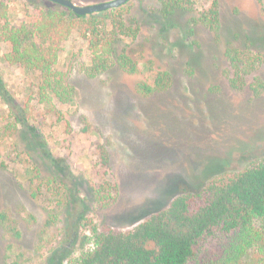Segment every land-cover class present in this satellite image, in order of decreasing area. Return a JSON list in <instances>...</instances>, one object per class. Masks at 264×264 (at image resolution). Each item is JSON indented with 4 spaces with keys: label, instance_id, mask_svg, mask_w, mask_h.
Returning <instances> with one entry per match:
<instances>
[{
    "label": "rangeland",
    "instance_id": "1",
    "mask_svg": "<svg viewBox=\"0 0 264 264\" xmlns=\"http://www.w3.org/2000/svg\"><path fill=\"white\" fill-rule=\"evenodd\" d=\"M72 1L88 5L109 0ZM29 2L9 1L11 25L29 22L33 15ZM213 2L220 22L218 35L194 23ZM160 6V0H131L117 8L125 23L138 26L134 40L122 37L116 46L139 62L137 72L128 74L114 66L88 76L87 42L73 34L62 45L56 63L75 90L72 101L66 105L54 101L53 111L43 105L34 111L51 156L65 159L78 182L82 202L71 214L82 209L99 228L130 230L166 208L183 190H199L212 179L264 157V94L254 97L248 88L231 90L223 57L228 44L240 47L247 36L264 59V0H196L192 12L169 19L161 17ZM6 49L0 41V77L23 103L28 85L37 79L20 67L4 65L1 56ZM157 71L170 74L167 89L139 94L137 83H150ZM253 75L264 82V61ZM6 113L0 99V126ZM3 139L0 212L10 214L20 235L14 239L0 227V264H67L76 259L87 244L80 229L73 233L69 210L50 209L29 195L24 171L35 164L41 175H49L45 155L30 151L31 161H26L21 138ZM99 144L108 148L117 185L116 199L105 208L91 203L88 187ZM50 211L58 219L46 226Z\"/></svg>",
    "mask_w": 264,
    "mask_h": 264
},
{
    "label": "trees",
    "instance_id": "2",
    "mask_svg": "<svg viewBox=\"0 0 264 264\" xmlns=\"http://www.w3.org/2000/svg\"><path fill=\"white\" fill-rule=\"evenodd\" d=\"M9 1L0 0V41L7 47L1 60L6 66L20 67L32 74L37 82L28 85L25 100L19 103L0 77V99L7 107V113L1 116L0 133L3 138H21L26 145V161H31L30 151H40L51 166L46 176L35 164H30L29 171L25 169L30 197L50 209L69 210L72 215L75 205L82 202L75 186L78 182L65 159L51 156L45 135L35 123V108L43 105L53 111L54 101L60 105L72 101L75 90L56 69V63L62 45L73 34L87 42L88 76L114 66L128 74L137 72L139 62L116 46L122 37L134 40L138 26L125 23L117 15L120 9L78 16L47 0H30L33 15L29 22L13 26L8 19ZM195 1L160 0L159 13L163 19L179 12L189 13ZM194 23H201L218 35L216 3L201 11ZM223 57L227 63L224 75L231 90L248 88L254 97L264 94V82L253 75L264 59L254 50L249 37L245 36L240 47L228 44ZM170 83L167 71H157L150 83L138 82L136 91L148 96L164 91ZM94 154L88 181L90 201L105 208L116 199L117 185L112 179L107 146L97 145ZM51 212L46 226L58 219ZM72 217L73 233L80 229L87 247L67 264H264V157L240 171L212 179L199 190H183L166 208L127 231L99 228L82 209ZM0 227L6 235L19 238L7 211L0 212Z\"/></svg>",
    "mask_w": 264,
    "mask_h": 264
},
{
    "label": "water",
    "instance_id": "3",
    "mask_svg": "<svg viewBox=\"0 0 264 264\" xmlns=\"http://www.w3.org/2000/svg\"><path fill=\"white\" fill-rule=\"evenodd\" d=\"M59 6L70 10L73 14L78 16H88L100 12L117 9L131 0H109L95 4L77 5L72 0H47Z\"/></svg>",
    "mask_w": 264,
    "mask_h": 264
}]
</instances>
